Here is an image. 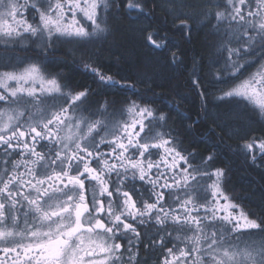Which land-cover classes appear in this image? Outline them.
<instances>
[{
  "label": "snow or ice",
  "instance_id": "1",
  "mask_svg": "<svg viewBox=\"0 0 264 264\" xmlns=\"http://www.w3.org/2000/svg\"><path fill=\"white\" fill-rule=\"evenodd\" d=\"M117 18L145 53L131 74L87 51ZM197 37L207 56L192 57L190 81L208 136L235 137L228 147L264 169V128L209 113L204 86L264 123V0H0V264H264V218L229 194L217 143L203 155L173 126L165 69L185 66ZM63 45L101 91L54 70ZM166 85L167 111L153 99Z\"/></svg>",
  "mask_w": 264,
  "mask_h": 264
},
{
  "label": "trees",
  "instance_id": "2",
  "mask_svg": "<svg viewBox=\"0 0 264 264\" xmlns=\"http://www.w3.org/2000/svg\"><path fill=\"white\" fill-rule=\"evenodd\" d=\"M114 24L117 30L108 38L109 40H105L97 47L94 44L96 52L93 51L92 55L106 72L115 73L121 71L122 74H131L135 71V57L144 55L145 53L139 48L134 36L128 32L126 21L117 18ZM111 39L113 40L112 43L109 42ZM132 49L136 50L135 53H131ZM184 50L186 57L185 66L177 70L165 69V73L170 81V87L174 88L177 94L175 100L180 104L179 112L181 115H177L176 111H173V126L183 133L182 138L185 140L186 145H195L197 151L203 155H207V149L213 142L217 143L220 159L216 162L215 166H226L230 169L226 185L238 195H244V200H246L250 210L255 212L259 217L264 218V169L250 166L241 156L228 147V145H232L235 148L236 139H228L225 136L226 143L221 141L218 129L216 136H208L207 129L212 126V120L211 118H204L205 113L202 108L201 98L197 91L194 90L190 81V74L193 70L192 57H206L207 53L201 45L200 37L194 38L192 43L184 45ZM60 51L56 55L61 58L65 57V60H62L63 62L60 64L61 70L73 87H91L97 91H101L99 86L96 85L92 74L82 70L83 65L79 64L78 61L74 63L69 50L63 48ZM117 56L121 57L119 65L116 63ZM205 74V72L199 73L201 78ZM206 84L205 80L204 86ZM156 92L157 96L153 97V99L160 102L159 107L168 110L167 104L174 109V104L170 103L173 100V95L169 92V85H166L163 89L157 88ZM188 117L191 119H187ZM191 121H196V125L188 131L186 130V126ZM251 127L250 129L256 130V133L262 128L260 124L255 122H253Z\"/></svg>",
  "mask_w": 264,
  "mask_h": 264
},
{
  "label": "rangeland",
  "instance_id": "3",
  "mask_svg": "<svg viewBox=\"0 0 264 264\" xmlns=\"http://www.w3.org/2000/svg\"><path fill=\"white\" fill-rule=\"evenodd\" d=\"M104 41L105 40H98L95 43L96 44L95 47L99 46ZM109 42L112 43L113 40L111 39ZM63 47H65L66 50H70V46H68V45H63ZM95 47H94V44L88 45L87 51L92 54L93 51L96 52ZM3 54H4L3 45L0 44V55H3ZM9 54L11 55V53H9ZM15 55L20 56V57H32L33 52L30 50H24V49L17 47ZM62 60H65V57L62 58ZM69 62H70V59H69ZM0 70H7V69L0 68ZM254 70H255L254 68L248 69V71H254ZM117 78H119V77H117ZM206 83L207 84L205 86L208 87L212 92V95H209L207 98V110L209 113H212L213 115H215L216 113L224 114L226 112L235 114V122L233 123L234 129H238V130L243 129V131H249V129L252 128L251 125H253V122L260 124V126L262 128H264V123H261L257 120V117H256L255 113L252 111L251 107L245 106L243 103H239L236 100H223V101L217 100L215 98V96L218 95V93L215 92L216 85L214 83H210L207 80H206ZM96 85H98V84L96 83ZM106 90H108V89H105V91ZM108 91H110L111 93H116V95L113 97L115 99H120L124 95H128V96L132 95L131 92L123 93V92H119L115 89H111ZM156 105L160 106V102L156 101ZM166 107L169 108L171 106L166 104ZM172 115H173V112H172ZM250 130H252V129H250ZM256 134H259V132H257ZM233 138L236 139L235 137H233ZM226 188L229 190V194H231L232 192H235L234 190H232L227 185H226ZM235 194L238 197H240V200L238 202L244 207L245 211L250 213L251 218L259 217V216H257V214L255 212L250 210L248 204L246 203V200H244V198H245L244 195H242V194L238 195L236 192H235Z\"/></svg>",
  "mask_w": 264,
  "mask_h": 264
},
{
  "label": "flooded vegetation",
  "instance_id": "4",
  "mask_svg": "<svg viewBox=\"0 0 264 264\" xmlns=\"http://www.w3.org/2000/svg\"><path fill=\"white\" fill-rule=\"evenodd\" d=\"M63 48H64V47L61 46L60 49L58 50V53H60V52H61L60 50L63 49ZM58 53H56V54H58ZM54 70H56V71H62L60 66H59V67H55ZM82 70H84V69L82 68ZM88 73H89V72H88Z\"/></svg>",
  "mask_w": 264,
  "mask_h": 264
},
{
  "label": "bare ground",
  "instance_id": "5",
  "mask_svg": "<svg viewBox=\"0 0 264 264\" xmlns=\"http://www.w3.org/2000/svg\"><path fill=\"white\" fill-rule=\"evenodd\" d=\"M65 48V47H64ZM63 50V49H62ZM66 56V55H65ZM69 58V57H68ZM68 62V61H67ZM75 63V62H74ZM215 93V92H214ZM258 216V215H257Z\"/></svg>",
  "mask_w": 264,
  "mask_h": 264
}]
</instances>
